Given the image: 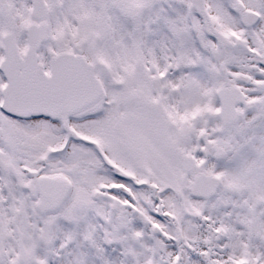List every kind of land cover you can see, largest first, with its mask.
Here are the masks:
<instances>
[{"label": "snow or ice", "instance_id": "obj_1", "mask_svg": "<svg viewBox=\"0 0 264 264\" xmlns=\"http://www.w3.org/2000/svg\"><path fill=\"white\" fill-rule=\"evenodd\" d=\"M0 264H264V0H0Z\"/></svg>", "mask_w": 264, "mask_h": 264}]
</instances>
